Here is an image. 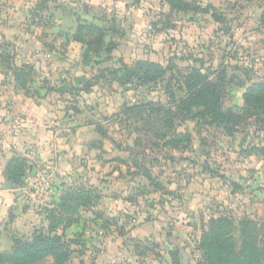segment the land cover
I'll return each mask as SVG.
<instances>
[{
	"label": "rangeland",
	"instance_id": "rangeland-1",
	"mask_svg": "<svg viewBox=\"0 0 264 264\" xmlns=\"http://www.w3.org/2000/svg\"><path fill=\"white\" fill-rule=\"evenodd\" d=\"M184 1L207 13L171 10L163 0H0V101L7 109L10 93H23L13 66L31 67L38 94L30 97L44 110L49 143L43 157L29 147L19 153V188L39 201L54 190L62 198L85 189L90 199L58 212L68 264H207L203 240L220 217L232 220L236 258L240 221L264 239V166L245 174L233 167L246 157L264 162V125L243 122L228 136L221 126L166 117L169 93L183 96L191 69L224 71V109L241 107L246 88L264 83V62L250 58L244 36L261 32L264 0H220L214 11ZM87 24L105 30L101 45L79 29Z\"/></svg>",
	"mask_w": 264,
	"mask_h": 264
},
{
	"label": "trees",
	"instance_id": "trees-1",
	"mask_svg": "<svg viewBox=\"0 0 264 264\" xmlns=\"http://www.w3.org/2000/svg\"><path fill=\"white\" fill-rule=\"evenodd\" d=\"M163 1L167 3L171 10L183 13H207L206 9L193 7L184 0ZM207 10L214 11V7L209 5ZM211 17L216 21L213 14ZM260 20L264 23L263 16ZM79 29H82L85 33L95 34L98 37L97 40L95 39L96 43L101 45L105 30L103 31L101 28L89 24L86 27H79ZM74 39L76 42L88 43L82 37H74ZM107 44H112L107 50L109 52L113 49L114 44L111 42ZM13 68L16 70L14 81L20 83L23 93L26 96L37 95L38 92L31 86L33 69L29 66L19 68L16 65ZM23 76L25 81L22 82L21 77ZM133 76L137 77L141 84H144V80L138 77L137 73H134ZM224 77V71L214 72V76L211 77L209 74H203L200 70L191 69L182 77L183 96L181 98H176L168 90L170 105L166 117L173 116V118L176 117L180 120L198 119L206 126H221L225 128L228 136L239 133V125L243 122H251L256 126L264 125V83H253L246 88L241 107L224 109L221 103L223 95L221 84ZM124 80L127 81L128 77ZM151 80H154V78ZM158 111L160 113L161 110ZM173 118H165L169 129H172ZM166 144L171 148L176 147V144L171 141ZM25 169L26 161L20 157H14L8 166L10 179L18 187L21 184ZM87 196L88 193L85 189L64 193V197L60 198L56 208H53V206L46 210L47 229L35 230L28 240L14 239L12 249L9 252L0 254V264H68L72 251L62 241L61 235L57 233L61 221L58 212L61 208L65 212L68 211L71 202L86 207L90 201ZM221 218L212 222L214 226L208 237L203 240V249H206L204 258L207 264H264V239L260 238L257 227L245 223V220L238 223L242 238L240 248L243 253V256L238 259L234 253V239L226 232L232 226V220L229 217Z\"/></svg>",
	"mask_w": 264,
	"mask_h": 264
},
{
	"label": "crops",
	"instance_id": "crops-1",
	"mask_svg": "<svg viewBox=\"0 0 264 264\" xmlns=\"http://www.w3.org/2000/svg\"><path fill=\"white\" fill-rule=\"evenodd\" d=\"M104 1L105 3L108 2V0ZM204 1L214 8L221 7L220 0ZM260 25L259 31L261 30L263 34L257 31L254 32L256 36L251 34L252 32L244 34L247 40H252L249 43L253 50L250 58L256 59V62H264V24ZM257 37H259L260 42L256 41ZM1 93H4V91H1ZM10 95L13 102L9 108L4 109L5 102L0 101V254L9 252L12 249L14 239L28 240L35 230H46L48 226L45 218L46 210L57 205L61 195L60 190H54L55 192L41 194L39 198L42 197L43 200L39 201L31 192L24 195V191L11 181L8 166L12 159L20 157L19 153L26 147L31 148L36 154H41L43 157L45 150L49 148V143H45V115L44 110L38 107L41 105H37L31 100L34 98L17 90L10 93ZM3 99L0 98V100ZM230 140L234 142L233 148L235 149L233 152L238 157L239 137L234 135ZM246 159L248 161L242 158L235 163L233 167L237 172L245 174L249 168L263 172V158L253 163L250 161L251 157H246ZM202 175L204 177V174ZM211 180L216 182L213 183L214 187L220 182L216 177H212ZM9 183L12 186H9ZM200 183L206 186L202 189L209 191L210 183L208 180L202 179ZM220 184L222 185L221 182ZM107 201L111 200L107 199ZM261 203L264 204V199L261 200Z\"/></svg>",
	"mask_w": 264,
	"mask_h": 264
},
{
	"label": "water",
	"instance_id": "water-1",
	"mask_svg": "<svg viewBox=\"0 0 264 264\" xmlns=\"http://www.w3.org/2000/svg\"><path fill=\"white\" fill-rule=\"evenodd\" d=\"M9 186H12L10 183H9ZM259 230L260 231H263L264 230V223H261L260 226H259Z\"/></svg>",
	"mask_w": 264,
	"mask_h": 264
}]
</instances>
